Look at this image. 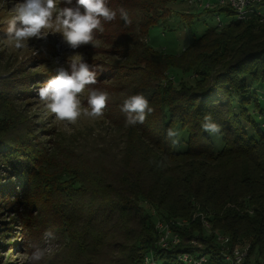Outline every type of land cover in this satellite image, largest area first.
I'll return each instance as SVG.
<instances>
[{"label": "trees", "instance_id": "trees-1", "mask_svg": "<svg viewBox=\"0 0 264 264\" xmlns=\"http://www.w3.org/2000/svg\"><path fill=\"white\" fill-rule=\"evenodd\" d=\"M179 1L107 0L132 20L104 23L117 54L128 58L108 70L132 75L129 96L149 100L154 111L143 124L126 126L128 96L109 105L104 131L91 129L68 147L24 134L0 144V208L23 207L41 236L50 230L61 242L70 264H144L146 255L178 264L184 251L224 264L208 229L230 244L249 243L244 264L254 254L264 261V0L246 20L217 19L179 53L140 41L136 53L121 41L134 39L125 36L134 27L147 35ZM216 3L179 16L189 28L203 14L234 16ZM206 116L222 126L218 151L202 128ZM169 129L179 133L175 145ZM176 219L186 221L182 242L164 251L155 224ZM10 230L3 227L0 239Z\"/></svg>", "mask_w": 264, "mask_h": 264}, {"label": "rangeland", "instance_id": "rangeland-1", "mask_svg": "<svg viewBox=\"0 0 264 264\" xmlns=\"http://www.w3.org/2000/svg\"><path fill=\"white\" fill-rule=\"evenodd\" d=\"M213 1L216 0L173 2L169 4L170 14H166L158 25L150 28L147 35L139 31V28L134 27L135 30H132V33L128 36L125 35L126 37L134 35V39L128 38V43H125V37L122 34L121 41L130 46L128 49H132V52L136 53L140 49L137 41L148 43L159 51L179 53L195 37L201 35L207 27L217 26L216 15L203 14L189 28L179 14L188 11L202 12L204 8H212V6L207 7L206 3L212 4ZM18 2L19 0H0V135L3 136H0V144L8 141L15 143L16 136L24 134L31 136L34 141L44 139L48 146L62 143L63 140V144L68 147L70 140H74L75 137L83 139L82 136L88 134L91 129L93 134L99 130L104 131L107 126L106 116L110 114L109 105H114L124 97L127 98L134 91L128 88L135 82L132 75L130 76L125 71L121 75H117L108 70H111L113 66L125 64L128 58L125 55L121 57L117 54V47L114 41H111L114 37H109L105 29L103 33L95 34V47L88 44L72 49L63 41L61 34L50 33L46 40L32 38L24 49H15L6 39L5 32L7 21L13 14L12 8ZM57 3L60 8L73 7L76 0H71V4L67 3V0H60V2L57 0ZM219 16L223 22L236 20L235 16L226 17L224 14ZM105 23L110 25L109 22ZM106 28H108L107 31L112 30L108 26ZM123 51L127 54L126 50ZM79 56L97 72L98 83L90 87L107 91L110 100L101 118L95 120L81 118L76 125H69L71 128L69 133L65 130L63 122H57L54 114L47 112L37 96V88L55 78L61 67L71 72L69 63ZM81 100L82 105L87 107V90ZM213 138L215 150L218 151L222 147L220 137L214 135ZM61 152L62 150L59 151V153ZM16 206L0 208V235L4 234L3 227L11 226V230L7 231L8 234L5 238L0 239V264H31V254L37 249L44 251V256L39 264H70L72 260L60 247V241L56 237L55 239L46 237V232L41 236L38 226L36 227L37 221L28 216L23 207ZM34 214L36 215V212ZM206 231L214 233L215 243L220 248L219 255L225 257L223 253L228 250H224L222 242L216 238L217 235L223 234L218 230L208 229ZM3 243L4 246H2ZM249 249H251V245ZM258 261L260 264L264 263L254 254L249 263L256 264ZM223 262L230 264L225 260Z\"/></svg>", "mask_w": 264, "mask_h": 264}, {"label": "clouds", "instance_id": "clouds-1", "mask_svg": "<svg viewBox=\"0 0 264 264\" xmlns=\"http://www.w3.org/2000/svg\"><path fill=\"white\" fill-rule=\"evenodd\" d=\"M67 3L71 4V0ZM12 13L5 34L17 50L28 46L32 38L46 40L50 33L61 34L63 41L72 49L88 44L95 47V34L104 32L105 22L110 23L119 15L125 26L132 23L125 8L112 9L107 0H76L75 6L64 8L58 7L57 0H19ZM69 67L71 72L61 67L55 78L38 87L37 96L47 112L54 114L57 122H63L65 130L70 133L69 125H76L81 118H101L110 95L105 90L90 87L98 83L97 72L81 56L74 58ZM86 90L87 107H84L81 97ZM121 111L125 114L126 126L135 127L143 124L154 109L144 95L135 94L123 101ZM202 128L209 134L218 135L222 126L206 116ZM167 136L174 145L178 143L177 131L169 129ZM45 236L55 239L50 230ZM43 256L44 251L37 249L31 254V264H39Z\"/></svg>", "mask_w": 264, "mask_h": 264}, {"label": "built area", "instance_id": "built-area-1", "mask_svg": "<svg viewBox=\"0 0 264 264\" xmlns=\"http://www.w3.org/2000/svg\"><path fill=\"white\" fill-rule=\"evenodd\" d=\"M217 5L224 6L228 5L233 11L234 16L238 20H246L254 12L259 13L255 5L260 3L262 0H216ZM235 5V6H234ZM207 7L212 6L210 2L206 3ZM218 21L220 17L217 18ZM186 225L184 220H170V221H157L155 224V229L158 232L159 239L157 245L162 250H170L182 242L181 228ZM204 226L210 228L211 225L209 222L205 221ZM217 240L222 242L224 250H228L225 254V257L222 258V262L225 260L230 264H244L248 253L250 244L245 243H235L230 244V237L227 235H217ZM178 264H210L209 255L191 253L188 251L180 252L177 257ZM144 264H158L157 260L151 256L146 255L144 257Z\"/></svg>", "mask_w": 264, "mask_h": 264}]
</instances>
